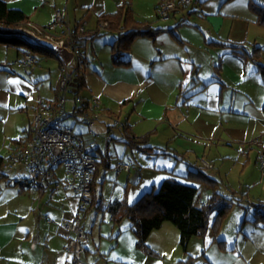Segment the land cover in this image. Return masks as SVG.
<instances>
[{"label":"crops","instance_id":"crops-1","mask_svg":"<svg viewBox=\"0 0 264 264\" xmlns=\"http://www.w3.org/2000/svg\"><path fill=\"white\" fill-rule=\"evenodd\" d=\"M4 1L10 7L21 9L27 15V21L31 20L38 24L51 22L54 19L56 8L60 5L64 6L63 14L71 26H76L78 23L85 21L84 34H80L77 41L83 50L86 62L88 61L84 50L86 43L93 38L97 30L100 34L108 31L99 28L98 24L101 22L99 21V15L115 11L124 0ZM128 1L136 12L137 16L135 18L141 22L148 19L141 7H147L149 10L155 11L159 2V0ZM253 1L264 6V0ZM196 6L199 9H196ZM187 9L188 7L184 10ZM191 12L195 13L194 17L198 18V21L190 23L189 20L184 21L181 19L180 22H187L196 26L206 40L242 44L243 46L245 44V46L257 44L264 47V25L257 23V14L250 8L248 0H199L195 6L191 7ZM89 25L91 26L89 27ZM113 33L110 44L116 36V33ZM25 50V47L16 48L15 58L17 59ZM215 50L213 53L217 54L218 57H222L225 62V64H221L218 73L214 68L215 66H213L215 64H211V71L204 73L205 75H202V64H195L194 62L193 64H178L180 69L174 75L175 84L169 91L166 100H177V95L181 91L191 94L187 100L188 102L186 101L187 111L185 114L176 113L172 117L167 116V126L172 128L175 133L173 140L167 147L158 149L155 145H151L154 150L159 151V153L151 155L140 151L153 160L152 165L147 161L133 177L130 176L132 166L129 171H120L127 172V180L131 182L130 185H127V196L124 199L128 203L135 201L152 186H158L166 177L171 175L170 171L175 173V177L179 181L194 185L199 189L202 186L198 182L184 176L189 168H200L212 178L219 180L221 168L224 165H231L228 172L230 173L233 170L235 175L233 182H238V185L233 187L228 181L227 189L232 190V192H236L234 190H238L243 184H249L247 182L256 180L257 178L253 179L254 174L259 176L258 182L260 184L264 183V178L260 181L256 150L248 148L247 153L242 154L237 149L239 143H244L255 136L264 134V110L262 109L264 80L259 74L256 64H247L230 47L216 48ZM35 54L38 57L35 65L40 63L58 64V78L55 86L48 85V96L38 95L37 98H34V92L39 91V88L36 84H31V78L27 76L26 72L30 69L31 71L29 70L28 73L31 74L35 65L23 69L26 75L18 74L15 70L6 72V79L9 84L6 93L18 94L24 96V100L34 101L31 106L32 114L40 96L49 101L56 99L58 82L61 76L60 57L46 53ZM166 57L168 56H164V58ZM124 58H129L131 62L132 55L130 51L124 55ZM16 59H14L13 64H15ZM196 65H198V74L194 79ZM82 75L86 85L80 92H82V96L89 98L94 94L83 93L88 83L85 75ZM193 80H195L194 87L188 89L189 83ZM127 84L130 87H136L138 92L140 91L138 87L140 83L128 81ZM129 92L131 93L127 96H133L135 93L134 89ZM106 104L102 102V116L99 118L101 121L112 116V109ZM17 109L20 110L21 107ZM71 124L88 140H96V135H99L93 130L96 135L91 137L87 133L86 127L79 121L72 120ZM118 129L121 132L119 138L121 141L124 140L123 142L129 136L138 137L131 128H127V123H123ZM108 142L109 140H107V144ZM13 147L14 144L5 157L9 155ZM184 150L196 160L180 162L184 156H181L179 152ZM102 151L98 144L97 176L100 175L98 172L100 171L99 162L101 160L105 167L109 166L107 160L109 156ZM119 160H122V158ZM203 161H206L210 166L203 167ZM179 163L185 164L186 170L178 171L176 168ZM17 170L23 172L8 178L12 181L10 185H18L19 196L30 199V205L25 210H17L18 219L14 223L0 222V264H63L67 257V251L64 248L65 241L58 234L57 228L62 221L72 217L78 203V197L71 190L54 189L49 184L44 188L34 189L28 182L23 185L16 183L15 180H26L24 170L22 168ZM97 178L96 176L94 178L95 204L93 206H99L101 202L100 199L98 201L95 194ZM104 178L105 176L102 177V180ZM219 191H221V184ZM118 200L122 201L123 199L115 198L109 201L107 207ZM35 204L38 206L37 209L34 207ZM92 207L87 212L83 222L87 235L85 241L86 251L83 259L87 264H176L179 259L185 258L186 255L183 254L181 257L179 230L171 222V224H168L164 221L159 228L153 229L147 237L146 242L155 254L137 247L136 235L130 227V222L129 224L115 222L112 216H110L108 222H103L104 213L101 215L100 221L103 222L105 228L102 224H99L95 230V237H92L89 234L94 230L95 220L98 216L96 213L95 219L88 229L86 219ZM248 209L250 210V208ZM109 214L111 215V213ZM46 217L52 218L53 221L47 222ZM194 237L198 236L191 237L187 245V252L195 256L204 252L203 256L197 259L194 264H244L241 251L237 248L232 249L227 246L225 249L219 248L212 242L213 237L207 238L206 233L201 240L198 238L196 241Z\"/></svg>","mask_w":264,"mask_h":264},{"label":"rangeland","instance_id":"rangeland-1","mask_svg":"<svg viewBox=\"0 0 264 264\" xmlns=\"http://www.w3.org/2000/svg\"><path fill=\"white\" fill-rule=\"evenodd\" d=\"M195 5L196 3L188 6L187 10L180 11L167 20L158 18L156 10L141 7L144 15H146L145 17L148 18L142 22L149 23L153 28H162V30L155 35L154 39L151 37H137L132 42L130 47L132 59L129 65L124 63L115 64L113 62L111 57L112 49L109 42L114 33L107 28L104 30L108 31L94 36L86 43L84 50L88 61L82 64L81 73L85 75L88 86L83 93H92L99 96L100 100L107 103L106 105L112 109L111 118L107 117L103 119L104 121L98 120L90 128L99 134L96 135V142L100 145L102 152L109 156L107 158L109 166L105 167L101 160L99 162L101 173L100 171L98 172L99 176L95 173L96 177H98L95 182V194L98 201L100 199L101 202L99 206L92 205V210L87 215L86 225L88 224V229L94 221L96 213L98 215L95 220L94 230L89 234L92 237H95V230L98 225H103V222H108L110 219L111 215L107 209L109 201L115 198L124 200L127 196V185H130L129 183L131 182L127 180V172L116 173L113 168L116 161L122 158V161L131 164V177L137 173L138 169L143 168L147 161L150 165L153 162L152 159L141 153L137 147L130 146L123 142L124 140H120L121 132L118 129L119 126L127 123V128H131L137 136L147 135L149 145H155L158 149L167 147L173 140V135H175L172 128L167 126V116L170 115L172 117L176 113L185 114L187 111V100L191 95L181 91L177 95V100H166L169 91L175 84L174 75L180 69L178 64H193V62L202 64V75L211 71V64H215L213 66H215L217 73L221 64H225L222 57H218L217 54L213 53L216 48L223 49L224 46H217L211 43L215 41L204 39L196 26L187 22H180L181 19L184 21L189 20L190 23L199 20L194 17L195 13L191 12V7ZM56 9H60L63 12L64 6L60 5ZM196 9H199V7L196 6ZM133 13L134 16H137L134 10ZM71 19L73 20V18ZM33 23L43 26L49 22L44 24ZM23 25H25V22ZM245 45L238 48V51H234V53L247 64H264V47H260L257 44ZM250 54L254 55L253 58L249 57ZM15 56V47L0 42V155L4 157L14 144L12 139L19 138L30 128L31 106L34 104V101L24 100V96L6 93L9 85L6 79V72L15 70L18 74H25L24 68L13 64L14 59H16ZM164 56L168 57L164 58ZM197 66L193 75L194 79L198 74ZM57 69L58 64L40 63L33 67L31 74L28 73L30 69L27 70L26 74L31 78V84H36L39 88V91L36 90L34 92V98H37L38 95H49L47 88L49 84L55 86L58 78ZM128 81L140 83L138 85L140 91L138 92L136 87H130L127 84ZM194 81L189 83L188 89L194 87ZM133 89L135 91L133 96H127L131 93L129 91H133ZM164 103L165 105L163 106ZM18 107H21V109L18 110ZM114 120L119 122V124L112 126V131L109 133L115 138L108 139L109 142L107 144L105 134L107 133L108 125L111 126ZM66 122L71 124L72 120L68 118ZM174 131L176 132L177 130ZM179 153L184 156L180 162L196 160L193 156H189L186 150ZM230 168L231 165H224L219 174L221 191L224 194L232 193V190L227 189L228 181L233 187L238 185V182H233L235 176L233 170L230 173L228 172ZM176 169L178 171L186 170L185 164L179 163ZM22 172V170H15L13 176L17 173L22 174ZM255 175L253 179L257 178L256 180L249 181L247 182L249 184H243L241 188L234 190L243 196V201L247 207L234 202L225 215L218 220L215 227L210 226L208 233L206 232L207 238L210 236L215 238L214 240L212 238V242L217 247L221 248L218 241L221 239V243L225 244L222 249L227 246L241 251V258L244 264H264V221H259L258 223L252 221L255 218L254 205L264 200V183L260 184L258 182L259 176ZM103 176L105 178L102 180ZM18 190V185H7L4 180L0 182V222L14 223L18 219L17 210H25L29 207L30 199L19 196ZM199 193L200 197L198 199L199 202H196L197 204L206 202L211 190L200 187ZM34 207L37 209V204ZM102 214L104 215L103 222L100 221ZM213 217L214 214L211 216V225ZM121 222L122 224H129L130 221L128 218L122 217L119 223ZM165 222L171 224L170 221ZM103 227L105 228V225ZM204 236L194 238L197 241L198 238L201 240ZM179 247L181 249V257L182 254L185 256L186 254L181 246ZM202 253L204 252L196 256V261L203 256ZM188 254L190 253L188 252Z\"/></svg>","mask_w":264,"mask_h":264},{"label":"built area","instance_id":"built-area-1","mask_svg":"<svg viewBox=\"0 0 264 264\" xmlns=\"http://www.w3.org/2000/svg\"><path fill=\"white\" fill-rule=\"evenodd\" d=\"M199 0H160L156 7L158 18L167 20L176 13ZM20 23L17 27H25L33 35L54 42L72 53L69 61L61 60V76L57 87V97L49 101L40 96L34 107L31 119V135L13 149L0 163V173L10 178L15 170L23 169L25 179L34 189L51 185L54 189L64 188L73 191L78 197L77 206L71 218L62 221L57 228L64 239L67 257L63 264H87L85 254L86 231L84 219L93 205L92 183L97 169L98 144L95 139L88 140L74 129L66 119L82 123L87 133L96 135L90 128L102 116V102L97 95L85 98L78 90V78L82 74L83 50L78 45V36L84 32L86 22L71 26L60 9L55 11L54 19L46 25L39 26L31 21ZM99 28H108V22L102 21ZM37 55L29 50L22 52L15 64L29 68L37 62ZM108 127L105 137L112 138V126ZM248 148L256 150V161L260 181L264 178V134L255 136L238 146L239 152L246 154ZM203 167L210 165L203 161ZM131 165L122 160L114 164L117 173L129 171ZM43 217V216H42ZM52 222L50 217L45 218Z\"/></svg>","mask_w":264,"mask_h":264},{"label":"trees","instance_id":"trees-1","mask_svg":"<svg viewBox=\"0 0 264 264\" xmlns=\"http://www.w3.org/2000/svg\"><path fill=\"white\" fill-rule=\"evenodd\" d=\"M248 2L250 8L257 14V23L264 25V6L253 0H248ZM27 20V15L21 9L10 7L4 0H0V25L17 27L20 23ZM103 20L109 23L107 29L116 33L111 43V57L115 64L124 63L125 65H129L130 59L124 58V55L130 51L132 42L137 37H151L154 39L155 35L162 30V28H153L149 24L137 20L128 0L122 1L115 11L100 14L99 21ZM83 34L84 32L81 35ZM98 34H100L99 30L96 31L94 36ZM0 42L15 48L25 47L26 50L37 54L56 55L50 50L16 36L0 35ZM211 43L217 46L230 47L235 52L238 51V48L243 47L242 44ZM253 56V54L249 55L250 58H253ZM82 58L83 62H85L84 56ZM256 65L259 74L264 80V65L261 63ZM85 85L84 76L81 74L78 78V90L81 91ZM262 109L264 110V103ZM30 135L31 127L19 138L12 139V142L16 145L29 138ZM125 143L137 147L141 152L149 155L159 153V151L154 150L153 146L148 144L147 135L138 137L129 136L125 140ZM4 158V156L0 155V163ZM170 173L171 175L166 177L158 186H152L132 203H128L126 200H118L111 203L107 209L115 222H119L122 217L129 219L130 227L136 235L137 247L151 254H155V252L148 246L146 242L147 237L153 229L159 228L164 221H170L179 230V244L186 254L185 258L179 259L176 264H194L196 256H192L187 252V245L191 237L204 236L208 228L210 226L215 227L218 220L225 215L234 202L245 206L246 204L243 201V196L237 192L225 195L219 191L221 182L209 176L202 169L189 168L184 176L198 182L200 186L211 190V194L206 202L197 204L196 202H199L198 199L200 197L198 187L183 183L175 177L173 171H170ZM2 180L7 185L12 184L11 179L4 177L0 173V181ZM15 182L21 185L25 182L27 183L26 180H15ZM93 185L94 180L92 192L93 204H95ZM254 206L255 218L252 221L254 223L264 221V200L259 201ZM213 214L214 217L211 225L210 220ZM218 241L220 242V247H224L225 244L221 243L222 240Z\"/></svg>","mask_w":264,"mask_h":264},{"label":"water","instance_id":"water-1","mask_svg":"<svg viewBox=\"0 0 264 264\" xmlns=\"http://www.w3.org/2000/svg\"><path fill=\"white\" fill-rule=\"evenodd\" d=\"M0 35L4 36H16L26 41L33 43L35 45L41 46L47 50L54 52L58 57H60L63 61H69L72 57V53L66 50L62 46H57L54 42L39 38L33 35L29 30L25 27H9L0 25Z\"/></svg>","mask_w":264,"mask_h":264}]
</instances>
